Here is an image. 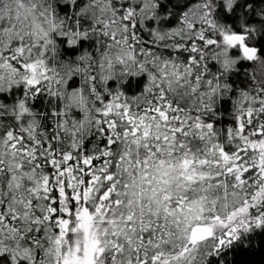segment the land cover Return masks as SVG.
I'll return each instance as SVG.
<instances>
[{"label": "snow or ice", "instance_id": "snow-or-ice-1", "mask_svg": "<svg viewBox=\"0 0 264 264\" xmlns=\"http://www.w3.org/2000/svg\"><path fill=\"white\" fill-rule=\"evenodd\" d=\"M0 264H264V0H0Z\"/></svg>", "mask_w": 264, "mask_h": 264}]
</instances>
